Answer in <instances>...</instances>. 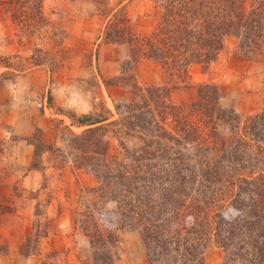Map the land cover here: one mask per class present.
I'll use <instances>...</instances> for the list:
<instances>
[{
    "label": "trees",
    "instance_id": "obj_1",
    "mask_svg": "<svg viewBox=\"0 0 264 264\" xmlns=\"http://www.w3.org/2000/svg\"><path fill=\"white\" fill-rule=\"evenodd\" d=\"M10 1L24 34L55 29L47 0ZM92 1L98 16L108 19L100 36L105 44L127 46L126 64L154 61L169 79L162 87L134 81L131 101L116 107L119 118L111 124L138 132L143 143L138 151L126 150L123 161L110 159L107 120L85 117L80 123L88 128L69 135L73 164L97 178L100 200L116 203L103 224L99 206L78 220L95 262L119 264V232L129 230L139 235L148 264H202L214 242L225 252L223 264H264V100L248 117L223 108L210 83L196 86L193 102L170 100L178 83L190 86L193 65L217 60L228 37L236 35L249 49L263 47L264 0L249 11L246 0H154L163 15L147 34L110 0ZM28 141L34 160L56 150L38 129ZM25 250L23 257L35 254Z\"/></svg>",
    "mask_w": 264,
    "mask_h": 264
},
{
    "label": "rangeland",
    "instance_id": "obj_2",
    "mask_svg": "<svg viewBox=\"0 0 264 264\" xmlns=\"http://www.w3.org/2000/svg\"><path fill=\"white\" fill-rule=\"evenodd\" d=\"M9 2L0 0V105L23 103L31 92L37 93V110L47 98L49 107L68 120L55 118L51 136L36 128L31 137L21 139L13 127L2 123L0 110V257H9L11 249L25 245V251L35 253L27 258L34 257L38 264H101L95 262L90 239L78 220L86 217L84 211L99 206L102 213L97 219L103 224L116 203L100 200L97 178L73 164L69 135L88 128L80 123L85 117L107 120L103 124L108 126L110 159L123 161L126 150L138 151L143 143L138 132L111 124L119 118L116 107L131 101L134 81L142 87H162L169 79L154 61L126 64L127 46L105 44L100 36L108 19L98 16L92 0H47L56 27L35 35L24 34L15 25ZM254 3L246 0L245 10ZM109 6L124 9L141 34L151 32L163 15L154 0H110ZM190 77V86L178 83L170 93L173 104L197 100L196 86L210 83L218 87L223 108L242 117L254 115L264 100V45L249 49L232 35L217 60L206 67L193 65ZM37 129L56 150L34 160V146L28 140ZM20 143L33 151L28 167L19 164ZM118 250L119 264H148L135 231L119 232ZM202 259V264H223L225 252L214 242Z\"/></svg>",
    "mask_w": 264,
    "mask_h": 264
},
{
    "label": "crops",
    "instance_id": "obj_3",
    "mask_svg": "<svg viewBox=\"0 0 264 264\" xmlns=\"http://www.w3.org/2000/svg\"><path fill=\"white\" fill-rule=\"evenodd\" d=\"M44 73L47 74L46 72ZM40 74L43 75V73ZM38 96L39 94L31 92L27 99L28 101H24L23 103L16 101L10 103L6 102L0 105L1 114L3 116L2 123L13 127V130H15L16 134L20 136L21 139L31 137L36 128L42 130L45 137L51 136L54 133L52 126L55 118L60 119L63 117L65 122L68 120L66 117L56 114L54 110L49 107L47 98L43 100L42 109L37 110L35 98ZM18 148L17 156L19 164L28 167L32 158V149L27 146L26 143L18 144ZM35 173V170L31 174L29 172V177L31 178L34 176ZM20 255V248L16 246L11 249L9 257H0V264H38L34 257L26 258Z\"/></svg>",
    "mask_w": 264,
    "mask_h": 264
},
{
    "label": "built area",
    "instance_id": "obj_4",
    "mask_svg": "<svg viewBox=\"0 0 264 264\" xmlns=\"http://www.w3.org/2000/svg\"><path fill=\"white\" fill-rule=\"evenodd\" d=\"M40 107H43V104L40 103Z\"/></svg>",
    "mask_w": 264,
    "mask_h": 264
}]
</instances>
